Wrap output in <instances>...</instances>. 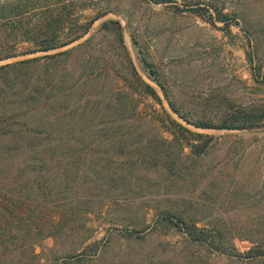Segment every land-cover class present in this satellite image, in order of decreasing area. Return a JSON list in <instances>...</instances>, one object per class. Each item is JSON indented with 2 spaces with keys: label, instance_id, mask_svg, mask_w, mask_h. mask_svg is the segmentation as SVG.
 <instances>
[{
  "label": "rangeland",
  "instance_id": "1",
  "mask_svg": "<svg viewBox=\"0 0 264 264\" xmlns=\"http://www.w3.org/2000/svg\"><path fill=\"white\" fill-rule=\"evenodd\" d=\"M91 1L87 2L90 6L76 4L72 19L88 23L97 11L106 12L93 19L79 39L60 48L0 60V64L67 49L92 35L89 47L76 49L56 71L49 69L42 75L40 83L46 85L50 80L51 85H58L66 69L84 79V65L90 72L93 64L103 68V63H109L108 74L82 85L77 96L81 95V102L103 101L106 91L124 90L135 106L134 120L140 121V132L133 135L134 144L123 152L116 145H101L99 141L89 146V160L78 173L79 184L88 183L91 189L78 185L68 190L59 180L62 195L93 198L71 203L77 210V220L72 222L75 229L72 225L57 240L42 235L48 229L45 225L37 228L63 213L65 222L69 221L67 206L60 210L50 197L23 202L16 193L7 197L10 206L3 208L5 213L0 212V223L6 216L13 218L0 230L6 239L0 245V264H240L225 253L186 241L182 231L163 219L174 213L188 223L218 228L225 233L227 245L245 253L252 246L245 235L256 239L264 230L259 224L264 220V125L196 127L173 112L168 101L189 119L213 123L240 106L264 109V0ZM11 2L0 0V8ZM197 6L210 8L213 15L214 7L226 13L229 32L221 28L220 21L214 25L205 21L191 8ZM2 14L0 40H5L9 38L10 20ZM109 19L120 22L122 41L134 69L141 81L154 87L157 98L130 74L126 63H118L124 53L116 32L99 30ZM142 54L152 63L166 94L144 68ZM31 75L35 78L38 73L32 71ZM170 119L203 137L177 128ZM74 137L78 139L71 142L77 147L91 141ZM5 142L3 139L0 145ZM139 142L145 147L138 148ZM197 142L206 145L199 156L191 153V145ZM168 158L176 161L174 167L166 163ZM54 175L51 170L49 176ZM98 178L102 179L101 186ZM20 208L25 212L23 217L18 216ZM131 229L135 231L127 238ZM84 237L87 239L76 252L91 245L94 258L90 260L72 256Z\"/></svg>",
  "mask_w": 264,
  "mask_h": 264
},
{
  "label": "trees",
  "instance_id": "2",
  "mask_svg": "<svg viewBox=\"0 0 264 264\" xmlns=\"http://www.w3.org/2000/svg\"><path fill=\"white\" fill-rule=\"evenodd\" d=\"M151 1L165 2L166 0ZM87 2L92 1L12 0L8 7H1L0 15L5 13L10 20V27L9 38L0 40V60L60 48L79 39L88 31L89 23L106 12V10L97 11L88 23H79L77 18L72 19L76 4L90 6ZM191 8L205 21L213 25L215 21L222 22L221 28L225 32H229L228 15L223 13L221 9L218 10L214 7L215 13L213 15L210 8L198 6ZM99 30L116 32L118 45L124 53L118 59V63H126L130 74H134L142 82L144 89L157 98L154 87L141 81L134 69L132 60L122 41L120 22L113 19L106 20L101 23ZM132 38L135 43L137 39L134 36ZM92 39L93 36L91 35L67 49L0 64V141L3 139L6 141L5 144L0 145V212L5 213L3 208L10 206L7 197H11L13 193L18 194L19 201L22 202L34 200L39 196L50 197L53 205L60 210L66 206L69 208L70 217L67 216L69 221L65 222V214L63 213L59 219H50L45 224L41 223L37 228L41 230V225H45L48 229H44L46 233L41 231L42 235L54 237L56 240L65 234L68 228L72 229V222L77 220L75 217L77 214L76 207L71 203L89 202L93 198L90 195H84L85 199L83 196L67 197L62 195L58 187L59 180L65 183L64 187L68 190L78 185H81L82 188L86 186L91 189V185L89 186L88 183L79 184L78 171L87 164L86 161L89 160L87 156L91 153L92 143L98 141L101 145L110 143L116 145L119 152H123L126 146L134 144L133 135L140 132L138 129L140 121L134 120L133 110L135 106L130 103L131 98L124 90L116 88L106 91L103 101L90 102L86 100L81 102V95L77 96L82 85H88V81L97 78V76L108 74L109 63H103V68L91 64L98 69L92 67L90 72L84 65L83 67L87 72H85L87 75L84 79H80L72 71L69 72L66 69V73L60 78L62 82L58 85H51V82H48L50 80H47L46 85L40 83L41 76L49 73V69L56 71L61 61L69 59L76 49L89 47ZM89 60L91 59L89 58ZM140 60L144 68H147L151 78L166 94L152 63L147 61L143 54L140 56ZM89 63L92 62L89 61ZM110 66H112L111 63ZM257 69L259 70L260 66ZM32 71L38 73L35 78L31 75ZM262 76L264 77V70ZM85 96L89 97L90 94L86 93ZM168 104L179 117L196 127L242 129L264 125V109L250 105L240 106L222 116L219 123H213L200 118L189 119L170 100ZM125 108L132 110V113H125ZM170 121L181 130L197 137H203V134L190 131L175 119H170ZM62 129L64 133H60ZM74 136L88 137L91 139V143H83L81 147H77L71 142L73 138L78 139ZM65 143L68 144V147ZM138 145V148L145 147L141 142ZM205 147L203 142L193 143L191 153L199 156ZM41 148L42 150H39ZM151 156L157 158L158 155L152 154ZM166 163L172 168L176 161L173 158H168ZM51 170L55 171V175L52 177L49 176ZM101 180L98 178V183ZM14 208L13 206L9 211L12 212ZM22 208H20L21 214L18 215L20 217H23L25 213ZM170 216L176 218V221H173ZM11 218L13 217L10 215L3 218L4 223H0V230L5 225L11 224L8 223ZM167 218L163 220H168L169 224L182 231L186 241L196 242L213 252L225 253L227 256L233 257L236 263L264 264V230L260 231L263 232L261 237L256 239L251 235H245L251 240L252 246L245 253L240 254L235 252L233 247L227 245V241L224 240L225 233L218 228L188 223L185 217L174 213H168ZM259 224L264 226V220L259 221ZM77 227L80 228L81 226ZM82 228H86V226L82 224ZM73 229H75L74 225ZM134 231L135 229L127 231L126 237L130 238ZM1 236L0 245L6 242L5 237ZM86 239L84 237L80 241L72 254L78 260L94 258L91 257L92 246L89 244L85 245L80 252H76Z\"/></svg>",
  "mask_w": 264,
  "mask_h": 264
}]
</instances>
